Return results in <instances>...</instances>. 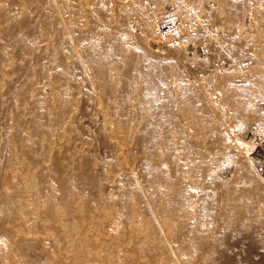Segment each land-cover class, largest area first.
Here are the masks:
<instances>
[{"label":"rangeland","instance_id":"374dc122","mask_svg":"<svg viewBox=\"0 0 264 264\" xmlns=\"http://www.w3.org/2000/svg\"><path fill=\"white\" fill-rule=\"evenodd\" d=\"M229 128L264 142V0H0V264H264Z\"/></svg>","mask_w":264,"mask_h":264},{"label":"bare ground","instance_id":"6f19581e","mask_svg":"<svg viewBox=\"0 0 264 264\" xmlns=\"http://www.w3.org/2000/svg\"><path fill=\"white\" fill-rule=\"evenodd\" d=\"M173 30L175 31L176 30V27L175 26H173ZM157 52H158V50H156ZM245 107V106H244ZM248 107V106H247ZM254 108V107H253ZM27 109V108H26ZM252 110V109H251ZM253 111V110H252ZM135 112H139L138 110L137 111H135ZM135 112H133V114H135ZM144 112V111H143ZM142 112V113H143ZM147 112V111H146ZM248 112H249V109H248ZM247 112V115L249 116V117H252V114H251V111H250V114ZM29 113V112H28ZM27 113V114H28ZM145 113V112H144ZM136 115V114H135ZM138 115V114H137ZM136 117V116H135ZM136 119V118H135ZM138 120H139V118H138ZM140 121V120H139ZM138 121V122H139ZM134 122H135V120H134ZM137 122V123H138ZM141 123H142V120H141ZM140 122H139V126H141L140 124H141ZM146 123V122H145ZM144 123V124H145ZM134 124V123H133ZM142 125H143V123H142ZM150 125V124H149ZM149 125L148 126H145V127H149ZM138 126V125H137ZM130 127V126H129ZM135 128H136V126H135ZM151 128V127H150ZM142 129V128H141ZM144 129V128H143ZM149 128H147V129H145L146 131L148 130ZM226 129V128H225ZM123 130V129H122ZM136 130V129H135ZM144 131V130H143ZM144 132V133H148V132ZM157 132V131H156ZM165 132H166V130H165ZM169 132V131H168ZM136 134H137V132H135ZM150 133V132H149ZM175 133H176V131H175ZM226 133H228L227 135H228V137L231 139L230 141L232 142H234V143H236V145H237V147L239 148V150H240V152H241V154H242V156L245 158V163H246V165L249 167V169H246V168H242V167H238V168H240V169H238L237 168V171L239 170V171H241V169H243V173L244 172H246V174H247V171H249V172H253L254 174H256L261 180L260 181H263V183H264V159H262L261 158V156L258 154V153H256V154H254V152H253V150H255L256 149V145L257 144H260V146L261 147H263L264 148V142H263V139L261 140V141H258V139L257 138H254V139H247V137H244V138H239V140L238 139H235L234 137H232L231 138V129L229 128L228 129V131H226ZM141 133H139V134H137V135H140ZM165 134V133H164ZM166 134H167V132H166ZM177 134V133H176ZM30 135V134H29ZM135 136V135H134ZM29 137V136H28ZM134 139H135V137H133ZM139 138H140V136H139ZM139 138H137L136 137V142H137V139H139ZM134 139H133V141L132 142H134ZM165 139V138H164ZM163 139V140H164ZM168 139V138H167ZM120 140V139H119ZM129 140V139H128ZM147 140V139H146ZM145 140V141H146ZM172 140H176V139H172ZM144 141V140H143ZM167 141V140H166ZM163 142V141H162ZM155 143V142H154ZM159 143H160V141H159ZM134 144V143H133ZM136 144V143H135ZM161 144V143H160ZM160 144L158 145V143H157V147L158 148H160ZM153 145V144H152ZM174 145V144H173ZM134 147V146H133ZM130 148V147H129ZM138 148H139V146H138ZM135 149V148H134ZM161 149H162V147H161ZM236 149V148H235ZM155 150H157L156 148H155ZM163 150V149H162ZM183 150V149H182ZM142 151V150H141ZM170 151V150H169ZM186 151V150H185ZM161 152V151H160ZM159 152V153H160ZM258 152H260L261 154H264V151L263 150H260V151H258ZM132 153V152H131ZM131 153H130V157H131ZM163 153V152H162ZM169 153V152H168ZM183 153V152H182ZM137 154V153H136ZM135 154V155H136ZM164 154V153H163ZM187 154V153H186ZM134 155V154H133ZM159 155V154H158ZM192 155V154H191ZM241 156V155H240ZM129 158V157H128ZM261 158V159H260ZM131 159V158H130ZM236 159V158H235ZM194 160V159H193ZM131 161V160H130ZM133 161V160H132ZM165 161V160H164ZM162 162V161H161ZM165 162H168V161H165ZM243 162H244V160H243ZM243 162L242 163H240V166H241V164H243ZM245 163H244V165H245ZM131 164V163H130ZM140 164H141V162H140ZM145 164H147V163H145ZM159 163H157V165H158ZM165 163L163 162V165H164ZM156 165V166H157ZM72 166V165H71ZM161 166V165H160ZM168 166V165H167ZM204 166V165H203ZM238 166V165H237ZM138 167V166H137ZM143 167V166H142ZM165 167H166V165H165ZM42 168V167H41ZM41 168H39V169H41ZM72 168V167H71ZM140 168V167H139ZM168 168H170V166L168 167ZM168 168H166V169H168ZM193 168V167H192ZM232 168V169H231ZM230 169L228 168V170H227V172H226V170H225V172L227 173L226 175H229L230 174V171L231 170H233V167H231ZM32 169V168H31ZM34 169V168H33ZM81 169V168H80ZM158 169V168H157ZM236 169V168H235ZM143 170V169H142ZM149 170V169H148ZM251 170V171H250ZM81 171V170H80ZM171 171V170H170ZM173 172H174V170H172ZM238 171V172H239ZM56 172V171H55ZM144 172V171H143ZM154 172H156L155 170H154ZM222 172V171H221ZM223 172H224V170H223ZM232 172V171H231ZM234 172V171H233ZM241 172V173H242ZM50 173V172H49ZM75 173V172H74ZM158 173V172H157ZM243 173H242V176H243ZM79 174V173H78ZM175 174V173H174ZM233 173H231L230 175H232ZM237 174V173H236ZM245 174V173H244ZM92 175V174H91ZM90 175V176H91ZM140 175V174H139ZM142 175V174H141ZM171 175V174H170ZM220 175H222V173L220 174ZM219 175V176H220ZM230 175L228 176V179H229V177H230ZM238 175V174H237ZM155 176V175H154ZM222 176H224V175H222ZM242 176H239V177H242ZM256 176V177H257ZM147 177V176H146ZM149 177V176H148ZM156 177H158V176H156ZM221 177V176H220ZM225 177V176H224ZM223 177V180L225 179ZM246 176H243V178H245ZM159 178V177H158ZM165 178H166V176H165ZM169 178V177H168ZM248 178V177H247ZM246 178V179H247ZM258 178V179H259ZM140 179V178H139ZM174 180V179H173ZM163 181V180H162ZM162 181H161V183H162ZM227 181V180H226ZM150 182V181H149ZM165 182V181H164ZM147 183V182H146ZM32 184V183H31ZM159 184H160V182H159ZM215 184V183H214ZM176 185H177V183H176ZM137 186V185H136ZM70 187V186H69ZM223 187H224V185H223ZM74 189V188H73ZM147 191V190H146ZM226 191V190H225ZM138 194V193H137ZM29 197V196H28ZM223 200V199H222ZM145 202V201H144ZM37 203V202H36ZM24 203H22V205H23ZM140 204V203H139ZM30 209V208H29ZM240 210V209H239ZM39 213V212H38ZM93 213V212H92ZM149 213V212H148ZM151 222V221H150ZM136 224V223H135ZM168 227V231L167 232H169V231H171L169 228V226H167ZM166 227V228H167ZM165 228V227H164ZM86 231V230H85ZM84 231V232H85ZM101 231V230H100ZM160 232H162V236H161V238L162 239H165L166 241H168L167 240V235L164 233V230H163V228H160ZM157 233H159V231H157ZM94 234V233H93ZM91 236V235H90ZM96 236V235H95ZM175 236V235H174ZM192 236V235H191ZM92 237H94V236H92ZM92 237H91V239H92ZM173 237V236H172ZM157 238V237H156ZM159 238V237H158ZM173 239V238H172ZM177 240V239H176ZM91 241H93V240H91ZM94 244V243H93ZM99 245V244H98ZM96 246V245H95ZM110 246V245H109ZM108 251V250H107Z\"/></svg>","mask_w":264,"mask_h":264},{"label":"built area","instance_id":"2783aa9c","mask_svg":"<svg viewBox=\"0 0 264 264\" xmlns=\"http://www.w3.org/2000/svg\"><path fill=\"white\" fill-rule=\"evenodd\" d=\"M171 27L170 28H173V26H175L174 24H170ZM172 32H174V35L177 34L174 30H172ZM201 52V51H200Z\"/></svg>","mask_w":264,"mask_h":264}]
</instances>
